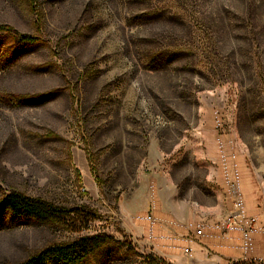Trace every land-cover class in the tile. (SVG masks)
Listing matches in <instances>:
<instances>
[{"label":"rangeland","instance_id":"obj_1","mask_svg":"<svg viewBox=\"0 0 264 264\" xmlns=\"http://www.w3.org/2000/svg\"><path fill=\"white\" fill-rule=\"evenodd\" d=\"M218 134L264 215V0H0V199L61 212L7 219L0 264L83 237L104 242L72 264H152L154 182L165 214L228 212Z\"/></svg>","mask_w":264,"mask_h":264},{"label":"built area","instance_id":"obj_2","mask_svg":"<svg viewBox=\"0 0 264 264\" xmlns=\"http://www.w3.org/2000/svg\"><path fill=\"white\" fill-rule=\"evenodd\" d=\"M217 148L223 196L229 204V210L223 217L217 220L200 218L198 221L181 222L163 214L154 182L147 211L136 215L134 220L144 227L147 243L158 256L159 252H179L186 258H192L191 245L210 240L220 242V248L233 250L243 257L229 260L227 264H264L261 257H253L256 237L264 235V219L248 207L239 157L235 153L236 141L233 137L222 139L218 134ZM183 231L189 234L181 235Z\"/></svg>","mask_w":264,"mask_h":264},{"label":"trees","instance_id":"obj_3","mask_svg":"<svg viewBox=\"0 0 264 264\" xmlns=\"http://www.w3.org/2000/svg\"><path fill=\"white\" fill-rule=\"evenodd\" d=\"M51 94L26 97L24 101L31 104H43L51 100ZM57 206L42 199H33L18 193H11L0 199V227L7 219L12 224H19L23 219H34L40 222H51L58 218ZM104 240L95 237H83L71 244L52 245L21 264H72L85 258L91 251L100 246ZM152 264H169L155 254Z\"/></svg>","mask_w":264,"mask_h":264},{"label":"crops","instance_id":"obj_4","mask_svg":"<svg viewBox=\"0 0 264 264\" xmlns=\"http://www.w3.org/2000/svg\"><path fill=\"white\" fill-rule=\"evenodd\" d=\"M244 186V185H243ZM245 193V192H244ZM246 197V195H245ZM247 200V199H246ZM160 210L163 214L161 203L159 202ZM249 207V206H248ZM250 209V208H249ZM250 211L257 213L262 216V219H264V215H262L259 212L253 211L250 209ZM166 215H170L173 218L181 221V222H190V221H198L201 217L198 218H189V219H180L175 217L174 215H171L170 213H167ZM181 235H188L189 233L187 231L180 232ZM191 234V233H190ZM191 248L193 249V256L192 258H186L179 252H162L158 253L159 255H166L170 256L175 260V258H186L189 261L191 260H198L200 264H227L229 260H234V259H242L243 257L229 249H224L220 248V242H213L210 240L203 241L201 243H194L191 245ZM208 251H210V255L208 254ZM260 256L264 257V235L257 236L256 237V250L255 253L253 254L254 258H260Z\"/></svg>","mask_w":264,"mask_h":264}]
</instances>
